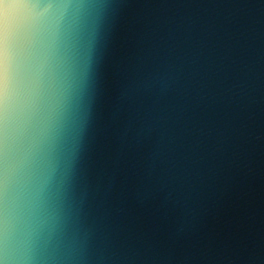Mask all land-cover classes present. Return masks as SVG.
I'll list each match as a JSON object with an SVG mask.
<instances>
[{
    "label": "water",
    "instance_id": "obj_1",
    "mask_svg": "<svg viewBox=\"0 0 264 264\" xmlns=\"http://www.w3.org/2000/svg\"><path fill=\"white\" fill-rule=\"evenodd\" d=\"M2 216L3 264H264V0H0Z\"/></svg>",
    "mask_w": 264,
    "mask_h": 264
},
{
    "label": "clouds",
    "instance_id": "obj_2",
    "mask_svg": "<svg viewBox=\"0 0 264 264\" xmlns=\"http://www.w3.org/2000/svg\"><path fill=\"white\" fill-rule=\"evenodd\" d=\"M48 39V25L45 21H38L37 22V40L40 44H44L47 42ZM0 264H3V261H0ZM34 264H45L42 261H36Z\"/></svg>",
    "mask_w": 264,
    "mask_h": 264
},
{
    "label": "snow or ice",
    "instance_id": "obj_3",
    "mask_svg": "<svg viewBox=\"0 0 264 264\" xmlns=\"http://www.w3.org/2000/svg\"><path fill=\"white\" fill-rule=\"evenodd\" d=\"M2 225H3V216L0 217V243H3L5 240L3 230H2Z\"/></svg>",
    "mask_w": 264,
    "mask_h": 264
}]
</instances>
